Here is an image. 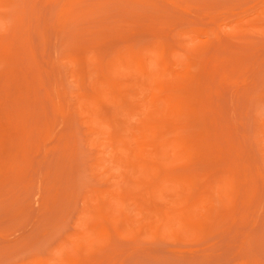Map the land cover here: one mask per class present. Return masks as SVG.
I'll return each mask as SVG.
<instances>
[{
	"label": "rangeland",
	"instance_id": "374dc122",
	"mask_svg": "<svg viewBox=\"0 0 264 264\" xmlns=\"http://www.w3.org/2000/svg\"><path fill=\"white\" fill-rule=\"evenodd\" d=\"M0 264H264V0H0Z\"/></svg>",
	"mask_w": 264,
	"mask_h": 264
},
{
	"label": "bare ground",
	"instance_id": "6f19581e",
	"mask_svg": "<svg viewBox=\"0 0 264 264\" xmlns=\"http://www.w3.org/2000/svg\"><path fill=\"white\" fill-rule=\"evenodd\" d=\"M138 57H139L138 55H131V59H135V60L133 61V63H134L133 65L135 66V68H137L138 70H140V71H142V72L145 73V72H146V69H147V66H148L147 61H145L144 59L141 60V59L138 58ZM146 64H147V65H146ZM86 98H87V97H86ZM86 98H85L84 100L82 99V101H83V102L86 101V100H87ZM88 101H90L89 98H88ZM83 102H82V106H84V105H83ZM90 103H91V101H90ZM86 104L89 105V102L86 101ZM134 106H135V105H134ZM132 107H133V106H132ZM135 107H136V106H135ZM135 107H133V108H135ZM85 108H88V106H87V107L85 106ZM142 108H143V106H142ZM142 108H141L140 106H138V107H137V110H139L140 113H142V112H147V110H146L147 107L144 108L145 110L142 109ZM85 110H86V109H85ZM97 110L99 111L100 109H97ZM116 111H117V110H116ZM116 111H115V113H116L117 116H115V117H117V119L119 120V116H118V115L121 116V114H119V113H120V112H123V113H124L125 110H123V111H122V110L118 111V112H119L118 114H117ZM94 112H97V111L95 110ZM101 112H105V111L101 110ZM112 112L114 113V111H111V115L113 114ZM127 112H128V111H127ZM105 113H106V116H104L103 114L99 113V115L101 114V117L104 116L103 120L107 119L108 122H109V120H110V121H113V118H112V120L109 119V118H107V115L109 114V110H108V112L106 111ZM107 113H108V114H107ZM123 113H122V115H123ZM94 115H95V113H94ZM97 115H98V112H97V114H96L95 116L97 117ZM99 115H98V117H97L96 119L94 118V117H95V116H94V117H93V120L95 119L94 121H97V119L99 118L98 121L100 120V122H101L102 118H100ZM109 115H110V114H109ZM125 115H126V111H125ZM125 115H124V116H125ZM126 116L129 117L128 113H127ZM105 117H106V118H105ZM109 117L111 118V116H109ZM113 117H114V114H113ZM122 118H123V117H122ZM129 118H131V117H129ZM115 120H116V119H114V121H115ZM121 120H122V119L120 118L119 122L117 121L120 125L118 124V125L116 126V129H117L118 127H122V128H119V129H122V130H124V132H125V128H126V131H128L129 127L127 128V127L125 126V128H124V126H122L121 123H120ZM107 121L105 120L104 123L107 124V123H108ZM114 121H113V122H114ZM122 121H125V120L123 119ZM102 122H103V121H102ZM117 122L115 121V122L113 123V125H114L115 123L117 124ZM104 123H103V124H104ZM97 124H99V122H98ZM108 124L110 125V122H109ZM110 126H111L112 131H113V130H114V129H113V126H112V125H110ZM107 128H108V127H106V129H107ZM111 128H110V129H111ZM114 128H115V127H114ZM116 129H115V130H116ZM119 129L116 130L117 133H118V131H119V132H121V134H120V133H119V134L122 135V133H123V136H124V134H125V136H126L127 133H128L127 138L129 139V137H130V135H131V133H132V130L130 131V133H129V131L126 132V133H124L123 131H121V130H119ZM115 130H114V131H115ZM111 133H113V132H111ZM115 133H116V132H115ZM115 135L118 136V134H115ZM123 136H122V138H123ZM114 137H115V136H113V138H114ZM117 138H118V140H116L115 142H113V146L115 147V152H116L115 154H116V156H117V157H121V156H125V155H126V157H127L128 155H131V154H132V151L129 152V151H128L129 148H127V144H126V141H127V140L125 139V141H124V140H123L124 138L122 139L121 136H118ZM117 138H115V139H117ZM125 138H126V137H125ZM114 143L116 144V146L114 145ZM112 151H113V150H112ZM161 152L163 153V152H165V150H160V153H161ZM141 153H143V155H147V151H140L139 154L141 155ZM170 210H171V211L173 210V213H174V214H171V213L169 212V210L166 209L165 212H164V214H166V215H165V216H164V214L162 215V220H163V219H166L167 221H169V224H172V222H173L172 220H174V219L171 217V218H172L171 223H170V220L167 219V215L169 216V214H171L170 216H174L175 219L177 218V219H179L180 221H184V222H186V220H185L181 215L179 216V215H177V212L175 213L176 210H174V209H170ZM171 218H169V219H171ZM177 219L175 220L176 223L180 222V221L177 220ZM166 223H167V222H166ZM172 225H174V224H172Z\"/></svg>",
	"mask_w": 264,
	"mask_h": 264
}]
</instances>
